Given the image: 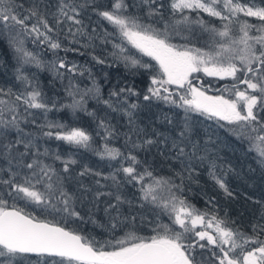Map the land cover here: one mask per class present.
<instances>
[{
    "label": "snow or ice",
    "instance_id": "snow-or-ice-1",
    "mask_svg": "<svg viewBox=\"0 0 264 264\" xmlns=\"http://www.w3.org/2000/svg\"><path fill=\"white\" fill-rule=\"evenodd\" d=\"M87 2L88 0H84V3L71 0L69 3L67 0H58L53 12L52 6L44 4L43 0H33L27 9L22 4H17L16 0H0V36L7 40L17 54L21 67L16 70V78L25 85L24 91L19 93L13 92L11 88H0V154L8 163V178H0V186L3 187L0 192V264H15L23 254L52 258L49 264H264V240L259 238L264 234V223L253 224L252 235L230 226L225 218L216 214L214 198L207 201L212 205L213 211H201L182 198L180 193L183 191V177L179 173L177 176L181 178L180 184L174 183L171 178L155 177L147 168L138 169L141 161L131 151L122 153L120 149L109 147L107 143L97 154L111 160L121 158V166L117 172L124 174L125 182L138 183L142 200L166 212L172 224L179 226V231L168 225H161L149 237L130 231L121 238L101 243L57 222L41 220L17 207L15 201H25L26 206L34 205L43 213L59 214L65 222L73 219L84 222L86 216L88 220H92V217L89 213L81 215V211L77 210L78 202L83 205L91 196L88 202L95 208L101 197H114L116 203L108 200L104 208L105 213L109 214L110 229L115 231L119 224L135 220V217H125L124 220L119 218L122 197L118 194L120 181L117 173L104 178L111 179L116 194L102 191L105 186L100 180L95 181L98 186L95 191L82 181H78L75 191H70L65 186V180L72 179L71 175H61L52 165L40 160V155H49L48 150L40 153L35 145V136L24 133L20 126L22 122H26V118L20 113L21 106L25 111L43 110L45 115L51 110L39 86L24 75L23 65L47 67L61 78L65 72L83 75L84 71H88L59 57L45 64L37 53L25 47L22 36H31L34 42L46 44L54 54L62 48L68 51L59 39L57 29L63 32L65 28L62 26L70 25L67 26L66 33L67 37L72 38V43L79 42L77 36L87 35L81 18ZM142 3L148 6L149 16H163V3L158 4L157 0H142ZM167 6L173 15L180 14V19L172 26L173 31H176V25H184L185 30L191 33L192 26H198L202 32L209 34V41L206 42L208 51L192 45L189 37H184L189 40L186 44L171 43L167 24L160 30L141 23L136 16L126 15L127 5L124 0H114L110 10L98 11L97 15L110 22L119 35L140 53L156 62L154 67L151 63H141L130 56L124 57L126 67H139L149 74L150 82L143 95L144 101H164L183 108L186 116L190 112H196L236 125L242 132L246 130L249 139L255 141L256 151L264 162V0L260 4L256 0H169ZM185 12L196 13V18L192 19ZM200 13L218 18L222 21L221 27L208 25ZM48 15L52 17L51 24ZM241 15L255 18L260 23L251 24L247 20L241 22ZM30 21L35 22L30 24ZM233 22L237 24L235 32ZM114 47L118 49V53L113 55L126 51L122 45ZM94 59L97 63H105L103 59ZM196 73L220 80L231 79L232 83L222 89L230 93L231 98L208 95L203 83H194V80H199V77L193 75ZM173 85L175 90L171 88ZM67 91L72 97V103L67 106L74 110L84 108L85 97L90 93L94 99H98L100 95L95 82L92 88L81 90L69 80ZM77 96L80 98L76 99ZM128 96L138 97L140 93L132 87L120 88L112 91L109 99L103 103L116 111L112 98H117L118 104L123 105L127 104ZM137 107L138 104L131 103L126 108H120L129 117V124L133 123V111ZM100 125L105 128L108 136L112 135L110 126L103 121ZM40 128L45 137H54L76 147H91L92 136L80 127L69 128L49 122ZM8 129H15L19 134L15 141L7 139ZM179 136L185 138V132H180ZM126 140L132 141L131 136L126 134ZM154 143V140L147 138L143 144L132 141V148ZM19 145H23V151L19 150ZM172 147L178 149L177 158L185 156V149L180 143L174 141ZM33 149L34 157L26 162V157ZM195 153L196 145L193 144L192 154ZM54 159L62 162L64 174H70L71 166L77 163L71 157L63 159L59 154ZM198 159L203 160L205 157ZM124 162H127V166H124ZM211 168L212 178L231 197L232 193L223 175L215 174V163L211 164ZM24 169L28 171L25 173ZM89 175L102 174L93 172L87 166L78 173L79 177ZM146 178L149 180L147 183ZM162 188L167 189V198H160L156 194L157 189ZM5 197L11 198L13 203L9 204ZM110 210L117 215L112 216ZM261 219L264 220V216ZM231 224H235V221ZM197 249L208 250L210 258L205 259L203 252L198 256Z\"/></svg>",
    "mask_w": 264,
    "mask_h": 264
},
{
    "label": "trees",
    "instance_id": "trees-1",
    "mask_svg": "<svg viewBox=\"0 0 264 264\" xmlns=\"http://www.w3.org/2000/svg\"><path fill=\"white\" fill-rule=\"evenodd\" d=\"M32 2L33 0H16V3L22 4L24 9L29 8ZM67 2L70 3L71 0H67ZM76 2L84 3V0H76ZM113 2L114 0H88L81 16L87 35L77 36L78 43H72V38L67 37L66 28L70 25L62 26L65 28L63 32L57 29V35L64 48L69 49L68 51L62 48L54 54L46 44L34 42L31 36H22L25 47L29 51L37 53L45 64L59 57L88 71H84L83 75L65 72L61 78L47 67L40 68L34 64L23 65L24 75L33 84L39 86V90L43 93L44 100L49 104L51 110L45 115L43 110L28 109L25 111L21 106L20 113L26 118V122H22L20 126L24 133H32L35 136V145L39 148L40 153H43L45 149L48 150L49 155H40L38 157L40 160L52 165L61 175H71L72 179L65 180V186L70 191H75L78 188V181H82L95 191L98 187L95 181L100 180V183L105 186L101 189L102 191L116 194V188L112 186L111 179L104 178L109 177L112 173H117V179L120 181L118 194L122 197L119 218L124 220L125 217H135V220L119 224L115 231L110 229L111 221L104 208L108 200L116 203L114 197H101L95 208L88 202L91 200V196L83 205L78 202L77 210L81 211V215L89 213L92 217V220H88L86 216L84 222L74 219L65 222L59 214L43 213L34 205L26 206L25 201H15L17 207L23 208L26 213H31L41 220L57 222L61 226L76 230L79 234L101 243L121 238L130 231H134L140 236L149 237L155 234L154 229H159L161 225L167 223L170 224L168 225L170 228L176 230L175 226L172 227L166 212L158 211L156 205L142 200L138 183L125 182L124 174L117 172L121 166V158L111 160L107 157L101 158L97 154L107 143L109 147L120 149L122 153L131 151L132 155L141 161V164L138 165L139 170L147 168L152 171L155 177L171 178L176 184L181 183L180 176H182L183 191L180 193L182 198L201 211H213L212 205L207 201L209 198H214L216 214L225 218L230 226L252 235V225L264 223V220L261 219L264 216V162L256 151L255 141L249 139V133L246 130L242 132L238 126L230 125L226 121L208 118L196 112H190L186 116L183 108L169 105L160 100L144 101L143 95L150 82L149 74L139 67H126L124 57H133L140 60L141 63H146L147 58H144V55L142 56L127 40H124L110 22L97 15L98 11L110 10ZM124 2L127 5L125 14L138 17L141 23L160 30H163L167 24L171 43L186 44L189 40L184 37H189L191 44L195 47L204 48L205 51L209 50V47L206 46L209 34L202 32L198 26L193 25L191 33L185 30L184 25H176V31H173L172 26L175 25L176 20L180 19V14H172L171 9L167 6L169 0H157L158 4L165 5V8L161 10L162 17L159 15L149 16L148 6L144 5L142 0H124ZM242 2H246V0H242ZM43 3L51 5V11L54 12L58 0H43ZM256 3L260 4L261 0H256ZM185 15H190L192 19H195L197 14L185 12ZM200 15L208 25L221 27L222 21L218 18L209 17L206 13H200ZM48 19L50 24L53 23L51 15H48ZM239 20L241 22L247 20L249 23L257 25L260 23L255 18L242 15ZM34 22L30 21L29 23ZM236 29L237 24L233 22L234 32ZM0 32H2V28H0ZM114 45H122L126 51L113 55V53H118V49ZM71 49L76 50L72 51ZM94 57L103 59L105 63H97ZM18 67L21 65L18 63L17 54L9 46L7 40L0 36V88L6 90L11 88L15 93L24 91V83L16 78ZM197 75H199L197 76L199 80H194V83H203L207 91H216V93L231 98L230 93L222 91L225 85L232 83L231 79L220 80L202 74ZM69 80L81 90L92 88L93 82H95V86L100 89L99 98H92L90 93L85 97L84 108L74 110L68 107L67 105L72 103V97L68 95L67 91ZM127 87H132L140 93L138 97H127V104H138V107L133 111L132 124H129V117L125 112L120 110V108H126L127 104L120 105L117 98H112L114 106L117 107V110L113 111L103 103L104 100L109 99V94L112 91ZM171 88L175 90L174 85ZM4 98L11 99L10 97ZM79 98V96L76 97V99ZM53 104L55 107H52ZM5 115L7 116V114ZM101 121L110 126L111 136H108L105 128L101 127ZM49 122L66 125L69 128L85 129L92 136L91 147L87 149L76 147L54 137L43 136L40 126ZM182 131L185 132V138L179 136ZM126 134L131 136L132 141L140 144H143L146 138L154 140L155 143L134 149L132 141L126 140ZM18 137L19 134L15 129L7 130L8 140L15 141ZM174 141L184 147L185 156L177 158L178 149L172 147ZM193 144L196 145L195 155L192 154ZM18 147L20 151L24 150L23 145ZM34 154L35 149L26 157V162H30ZM57 154L63 159L71 157L77 161L71 166L70 174L62 172V162L54 159ZM198 157H205V159L201 160ZM212 163L216 165L215 174L223 175L225 183L232 193L231 197L224 193L210 175L213 171ZM84 166L102 175L79 177L78 173L83 170ZM124 166H127V162H124ZM7 168V160L0 154V178H8ZM27 171L24 169L25 173ZM177 173L180 176H177ZM145 182L147 183L149 180L146 178ZM2 191L3 187L0 186V192ZM157 191H160V195L162 194L166 198L169 195L166 188L157 189ZM5 198L9 200V204L13 203L11 198ZM110 214L117 215L111 210ZM232 221H235V224H231ZM259 238L264 240V234ZM201 252L205 259L210 258L208 250L197 249L198 256ZM51 259L46 256L23 254L17 258L16 264H41V262L49 264Z\"/></svg>",
    "mask_w": 264,
    "mask_h": 264
},
{
    "label": "rangeland",
    "instance_id": "rangeland-1",
    "mask_svg": "<svg viewBox=\"0 0 264 264\" xmlns=\"http://www.w3.org/2000/svg\"><path fill=\"white\" fill-rule=\"evenodd\" d=\"M177 45V44H176ZM136 49V48H135ZM137 50V49H136ZM138 51V50H137ZM139 52V51H138ZM140 53V52H139ZM142 54V53H141ZM142 56H143V54H142ZM144 58H147V59H149V60H147L146 59V63H151L154 67L156 66V62L155 61H153L150 57H147V56H144ZM143 58V59H144ZM150 61V62H149ZM197 74H202V75H204L203 73H196V74H193L195 77H197V76H199V75H197ZM212 78V77H211ZM213 78H217V77H213ZM208 95H213V96H215V95H222L221 93H216V91L215 92H213V91H210V90H208ZM226 98H228V96H225ZM159 190V189H158ZM162 191V190H161ZM157 195H158V197H160V198H166L165 196H163L162 194L160 195V191H157V193H156ZM156 208L158 209V211L159 210H161V208H159V207H157L156 206ZM169 217V216H168ZM171 220V219H170ZM165 224V223H164ZM165 225H170L169 223H167V224H165ZM171 225H172V227L173 226H175V228H176V231H178V228H179V226L178 225H173L172 224V221H171ZM17 262L15 261V264H16Z\"/></svg>",
    "mask_w": 264,
    "mask_h": 264
},
{
    "label": "water",
    "instance_id": "water-1",
    "mask_svg": "<svg viewBox=\"0 0 264 264\" xmlns=\"http://www.w3.org/2000/svg\"><path fill=\"white\" fill-rule=\"evenodd\" d=\"M64 227V226H63ZM66 228V227H65ZM67 229H69L70 230V228H67ZM27 255V254H26ZM29 255H32V256H36L35 254H29Z\"/></svg>",
    "mask_w": 264,
    "mask_h": 264
}]
</instances>
